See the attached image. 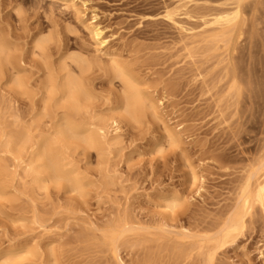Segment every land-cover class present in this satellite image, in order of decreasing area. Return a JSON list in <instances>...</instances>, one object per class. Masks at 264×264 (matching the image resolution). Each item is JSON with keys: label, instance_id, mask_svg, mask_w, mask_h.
<instances>
[{"label": "rangeland", "instance_id": "374dc122", "mask_svg": "<svg viewBox=\"0 0 264 264\" xmlns=\"http://www.w3.org/2000/svg\"><path fill=\"white\" fill-rule=\"evenodd\" d=\"M263 159L264 0H0V264H264Z\"/></svg>", "mask_w": 264, "mask_h": 264}, {"label": "bare ground", "instance_id": "6f19581e", "mask_svg": "<svg viewBox=\"0 0 264 264\" xmlns=\"http://www.w3.org/2000/svg\"><path fill=\"white\" fill-rule=\"evenodd\" d=\"M239 14L238 12L232 16L228 15L224 18V20L231 24L234 21L237 20ZM120 73L127 76L126 79V88H127V105L130 107H134L138 102H142L144 100V95L142 94V91H139V89L135 85V77L132 75V73L125 67L120 66L119 67ZM69 93L71 94V107L76 108V103L80 98H82L83 94L85 93L78 82L74 80H70V82L66 85ZM68 128H73L75 126L72 122L68 123ZM64 132V131H63ZM100 136V133L97 132H91L89 137L87 138V141L91 144L98 140ZM104 136V135H103ZM105 137V136H104ZM52 154H49V164L47 165L48 171L51 174L58 173L62 170L61 168V162L56 158V156H51ZM262 166L264 167V159L262 160ZM254 175H251L249 178V183L246 187V190L244 192L243 196V203L242 206L235 212V214L229 219L225 232L223 235V239H227L230 236H232L233 233L239 232L242 230V228L245 226V215L246 213L253 207L255 203H259L264 207V177L262 179L257 178L256 184L254 186V183L251 182Z\"/></svg>", "mask_w": 264, "mask_h": 264}]
</instances>
